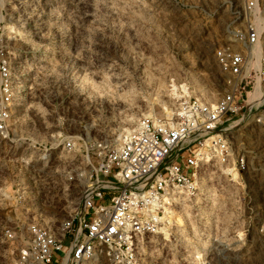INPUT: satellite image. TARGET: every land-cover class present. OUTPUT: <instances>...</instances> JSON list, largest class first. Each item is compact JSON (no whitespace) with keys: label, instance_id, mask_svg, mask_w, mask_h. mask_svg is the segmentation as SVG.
<instances>
[{"label":"rangeland","instance_id":"rangeland-1","mask_svg":"<svg viewBox=\"0 0 264 264\" xmlns=\"http://www.w3.org/2000/svg\"><path fill=\"white\" fill-rule=\"evenodd\" d=\"M242 5L0 0V61L14 66L15 87L23 88L0 137V264L12 260L1 231L39 209L42 198L35 206L27 198L59 139L74 137V146L53 150L48 164L57 169L98 141L116 145L137 119L174 122L187 101L212 102L225 90L214 53L243 30ZM233 129L232 151L247 169L236 175L202 163L194 193L174 190L164 200L157 230L136 238L130 264H264V126L242 120ZM54 215H64L60 205Z\"/></svg>","mask_w":264,"mask_h":264},{"label":"built area","instance_id":"built-area-1","mask_svg":"<svg viewBox=\"0 0 264 264\" xmlns=\"http://www.w3.org/2000/svg\"><path fill=\"white\" fill-rule=\"evenodd\" d=\"M242 12L243 30L214 53L226 87L214 101H187L174 122L137 119L116 145L98 141L60 169L48 164L50 155L71 152L74 137L49 147L27 198L29 205L42 198L39 209L1 231L10 264H53L60 251L58 264L95 257L130 264L136 238L157 230L164 200L174 190L194 193L202 163L230 166L236 175L247 169L243 155L232 151L233 128L242 120L264 126V109L256 112L264 107V0H243ZM18 76L8 60L0 61L1 138L10 107L22 96ZM59 205L64 215L57 219Z\"/></svg>","mask_w":264,"mask_h":264}]
</instances>
